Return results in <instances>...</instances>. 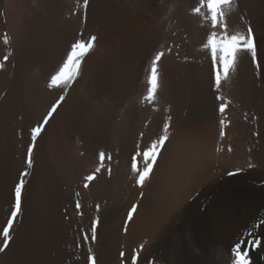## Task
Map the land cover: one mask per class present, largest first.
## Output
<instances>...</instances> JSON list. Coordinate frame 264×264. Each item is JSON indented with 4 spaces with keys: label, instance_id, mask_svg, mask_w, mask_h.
Here are the masks:
<instances>
[{
    "label": "bare ground",
    "instance_id": "obj_1",
    "mask_svg": "<svg viewBox=\"0 0 264 264\" xmlns=\"http://www.w3.org/2000/svg\"><path fill=\"white\" fill-rule=\"evenodd\" d=\"M82 3L0 0V232L28 173L0 264H231L240 242L264 264V0L227 14L230 33L253 29L258 56L240 53L219 88L207 36L220 29L201 0ZM93 36L76 78L49 87L71 45ZM161 136L138 184L133 157L143 170Z\"/></svg>",
    "mask_w": 264,
    "mask_h": 264
},
{
    "label": "snow or ice",
    "instance_id": "obj_2",
    "mask_svg": "<svg viewBox=\"0 0 264 264\" xmlns=\"http://www.w3.org/2000/svg\"><path fill=\"white\" fill-rule=\"evenodd\" d=\"M89 0H83L82 6L87 7ZM201 6L206 7L207 15L205 19H210L211 25L213 29H220V31H212L207 36V47L211 49V58H212V67L215 69V82L217 88L221 85V72L223 73V77L225 79L228 78L229 71L234 69L238 56L240 53H247L251 56V61L253 64L257 63L258 49L257 44L254 38L253 29L249 26L246 32L242 31H234L229 32L228 24H227V14L235 11L236 0H201ZM227 10V12H226ZM199 12L200 9L197 8L195 10ZM95 37L93 36L87 42H83L82 40H77L71 45L70 51L66 54V59L62 61L61 66L55 75L51 77V83L49 87L59 86L62 82L67 84L74 80L76 76L79 74L80 65L83 57L93 48V42L95 41ZM5 43H8V37L5 36ZM163 53H157L155 58L151 61L150 71L148 73L147 79V96L146 99L148 101H152L155 99V93L158 87V73H157V61L161 59ZM7 59V57H5ZM2 67V65H0ZM64 99L63 96L51 106V110L48 112L47 116H45L44 124H47L49 117L52 116L53 112L56 111L57 106L60 101ZM217 99H221L217 97ZM225 104L220 105V112L223 113L225 111ZM225 121L221 120V137L224 136L223 126ZM43 125H38L37 127L31 130L32 140L35 141L37 136L41 133ZM167 139L166 136H161L158 142H154L151 145L149 150L143 152V158L145 166L143 170H138L136 164V158L133 157L132 168L134 171H138V184H143L145 178L149 175L152 170L153 163L157 158V154L159 151V145H163L164 141ZM32 146H29L27 149V159L26 163L29 167L32 166ZM137 155H140V152H137ZM105 159V154L100 153V160L103 162ZM251 167V165H249ZM99 171V168L97 169ZM236 173H228V175H235ZM28 175L27 172L21 173V179L14 187V203L11 207V217L7 220V226L2 228V232H0V236H2V244H0V253L4 252L9 246V242L12 239L10 235V229L13 226V220L18 216L21 210L22 204V189L24 188L25 181L23 177ZM86 180L91 181L94 179L92 175L85 177ZM88 185L85 184V187ZM77 209L80 208L79 202L76 204ZM135 211V205L132 208V211H129L128 216L131 218L132 212ZM95 222L92 224V239H95ZM88 237L85 236V240ZM242 243H237L231 250V264H250V259L248 257V249L242 250ZM253 247L259 246V240H250L247 242ZM123 255V253H121ZM87 260L90 264H94L93 257L88 255ZM133 264L136 262V257H132Z\"/></svg>",
    "mask_w": 264,
    "mask_h": 264
}]
</instances>
